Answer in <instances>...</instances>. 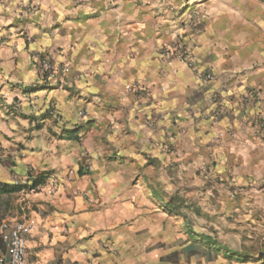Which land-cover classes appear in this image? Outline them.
Listing matches in <instances>:
<instances>
[{
    "label": "clouds",
    "instance_id": "obj_1",
    "mask_svg": "<svg viewBox=\"0 0 264 264\" xmlns=\"http://www.w3.org/2000/svg\"><path fill=\"white\" fill-rule=\"evenodd\" d=\"M225 257L264 264V0H0V264Z\"/></svg>",
    "mask_w": 264,
    "mask_h": 264
},
{
    "label": "crops",
    "instance_id": "obj_2",
    "mask_svg": "<svg viewBox=\"0 0 264 264\" xmlns=\"http://www.w3.org/2000/svg\"><path fill=\"white\" fill-rule=\"evenodd\" d=\"M127 207L131 210V209H134L136 207V205H135L134 202H132V203H128ZM241 255H245V256H248V257H257V258L259 256L258 253H255L253 251H248V252L242 253ZM225 261H226V264H241L240 261H237L235 259H228L227 257H225ZM251 264H257V261L256 260H252Z\"/></svg>",
    "mask_w": 264,
    "mask_h": 264
}]
</instances>
